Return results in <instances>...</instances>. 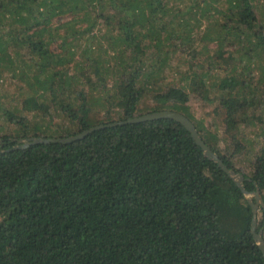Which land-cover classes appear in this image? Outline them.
Here are the masks:
<instances>
[{"label": "trees", "instance_id": "trees-1", "mask_svg": "<svg viewBox=\"0 0 264 264\" xmlns=\"http://www.w3.org/2000/svg\"><path fill=\"white\" fill-rule=\"evenodd\" d=\"M159 111L264 203V0H0V264H264L245 196L172 119L12 150Z\"/></svg>", "mask_w": 264, "mask_h": 264}, {"label": "water", "instance_id": "water-1", "mask_svg": "<svg viewBox=\"0 0 264 264\" xmlns=\"http://www.w3.org/2000/svg\"><path fill=\"white\" fill-rule=\"evenodd\" d=\"M158 119H172L178 123H180L191 135V138L195 142V144L200 147L201 151L203 152V155L210 161L217 164L218 168L224 172L228 178H230L234 184L240 189L242 194L245 196V200L248 202L252 209V221H251V234L254 239V242L262 252L263 258H264V239L262 236V229L259 231H256V224H257V214H258V208L261 206L264 208V203L261 198V193L259 190V187L255 184V190L254 192H247L244 188V177L242 174L234 172L233 170L229 169L223 161L218 157L216 153H214L201 139L200 135L198 134L196 128L192 124L190 120H188L185 116L178 112L174 111H159L154 112L146 115H142L139 117H135L126 121H120L115 123H109L105 125H97L95 127L89 128L77 135L70 136L67 138H25L20 139L17 141L18 145L15 146L12 150L17 149H26L34 145L38 144H71L76 141H80L84 139L86 136L92 134L95 131L102 130L105 128L110 127H116V126H123L127 124H136V123H142L146 121H153Z\"/></svg>", "mask_w": 264, "mask_h": 264}, {"label": "rangeland", "instance_id": "rangeland-1", "mask_svg": "<svg viewBox=\"0 0 264 264\" xmlns=\"http://www.w3.org/2000/svg\"><path fill=\"white\" fill-rule=\"evenodd\" d=\"M212 47H214V46H212ZM177 56H179L177 53H175V55L173 54L174 58H176ZM204 58H205L204 52H202L199 56H197V59H204ZM178 59H176L177 62H178ZM177 62L170 64L171 66L169 68H167L166 70H171V69L175 68V65L177 64ZM185 70H186L185 67H181L177 71L184 73ZM177 71L173 70L171 72H165L166 73L165 76L167 78L164 81V84H167V85L177 84L178 80L180 79V75L177 74L179 72H177ZM188 106L191 107V109H192L193 113L196 115V117L203 119L206 124L207 123L211 124L214 121H215V123L220 122V120H218V118H215V120H213V117H212L213 115H211L212 109L214 106H210V105L205 104L199 100H195V98H191V100L188 103ZM250 131H251L250 129L241 128L240 132L245 133L246 135H249V133H250V137H252V139H255V136H253V134H251ZM218 134L220 137H223L222 132L220 130H219ZM263 142H264V140L259 138L258 144L260 145V147L262 146Z\"/></svg>", "mask_w": 264, "mask_h": 264}]
</instances>
